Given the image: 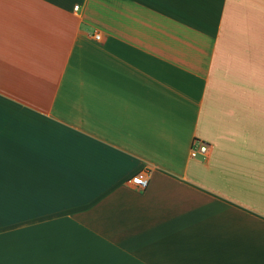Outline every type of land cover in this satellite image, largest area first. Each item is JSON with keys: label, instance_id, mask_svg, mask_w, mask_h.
<instances>
[{"label": "crops", "instance_id": "obj_1", "mask_svg": "<svg viewBox=\"0 0 264 264\" xmlns=\"http://www.w3.org/2000/svg\"><path fill=\"white\" fill-rule=\"evenodd\" d=\"M0 128V264H264V0H0Z\"/></svg>", "mask_w": 264, "mask_h": 264}, {"label": "built area", "instance_id": "obj_2", "mask_svg": "<svg viewBox=\"0 0 264 264\" xmlns=\"http://www.w3.org/2000/svg\"><path fill=\"white\" fill-rule=\"evenodd\" d=\"M95 40H99V37L95 36ZM208 150V144L196 141V143L190 147L189 156L190 158H206ZM129 183H131L135 189L143 190L148 185V174L145 172H139L129 180Z\"/></svg>", "mask_w": 264, "mask_h": 264}, {"label": "snow or ice", "instance_id": "obj_3", "mask_svg": "<svg viewBox=\"0 0 264 264\" xmlns=\"http://www.w3.org/2000/svg\"><path fill=\"white\" fill-rule=\"evenodd\" d=\"M0 136H2V128H0ZM0 159H2V154H0Z\"/></svg>", "mask_w": 264, "mask_h": 264}]
</instances>
